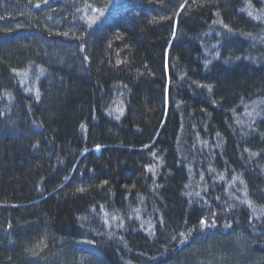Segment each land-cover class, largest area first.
I'll return each instance as SVG.
<instances>
[{
    "label": "trees",
    "instance_id": "1",
    "mask_svg": "<svg viewBox=\"0 0 264 264\" xmlns=\"http://www.w3.org/2000/svg\"><path fill=\"white\" fill-rule=\"evenodd\" d=\"M200 263L264 264V0H0V264Z\"/></svg>",
    "mask_w": 264,
    "mask_h": 264
},
{
    "label": "bare ground",
    "instance_id": "2",
    "mask_svg": "<svg viewBox=\"0 0 264 264\" xmlns=\"http://www.w3.org/2000/svg\"><path fill=\"white\" fill-rule=\"evenodd\" d=\"M104 117H106L108 120H112V118H111V116L110 115H108V114H106V115H104ZM211 243H208V242H204V244H203V246L204 247H206V248H208V246L210 247H214V246H212V245H210ZM225 250V249H224ZM227 250V249H226ZM199 255H202V254H200L199 253ZM220 261V260H219ZM200 264H207V263H200Z\"/></svg>",
    "mask_w": 264,
    "mask_h": 264
},
{
    "label": "snow or ice",
    "instance_id": "3",
    "mask_svg": "<svg viewBox=\"0 0 264 264\" xmlns=\"http://www.w3.org/2000/svg\"><path fill=\"white\" fill-rule=\"evenodd\" d=\"M81 191H83V189H81Z\"/></svg>",
    "mask_w": 264,
    "mask_h": 264
}]
</instances>
